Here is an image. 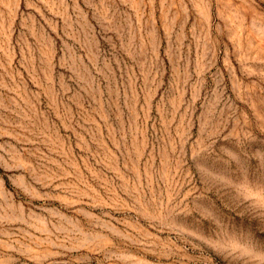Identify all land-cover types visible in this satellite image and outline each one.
<instances>
[{
    "label": "rangeland",
    "instance_id": "1",
    "mask_svg": "<svg viewBox=\"0 0 264 264\" xmlns=\"http://www.w3.org/2000/svg\"><path fill=\"white\" fill-rule=\"evenodd\" d=\"M0 264H264V0H0Z\"/></svg>",
    "mask_w": 264,
    "mask_h": 264
}]
</instances>
